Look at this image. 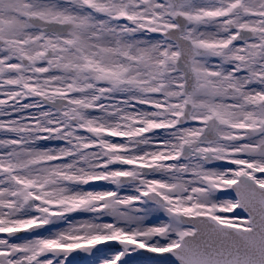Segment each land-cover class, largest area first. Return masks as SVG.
Returning <instances> with one entry per match:
<instances>
[{"label": "snow or ice", "instance_id": "6c2138e0", "mask_svg": "<svg viewBox=\"0 0 264 264\" xmlns=\"http://www.w3.org/2000/svg\"><path fill=\"white\" fill-rule=\"evenodd\" d=\"M0 264H264V0H0Z\"/></svg>", "mask_w": 264, "mask_h": 264}]
</instances>
